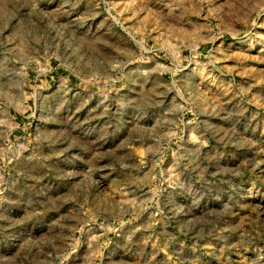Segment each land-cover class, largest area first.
<instances>
[{
	"label": "rangeland",
	"instance_id": "obj_1",
	"mask_svg": "<svg viewBox=\"0 0 264 264\" xmlns=\"http://www.w3.org/2000/svg\"><path fill=\"white\" fill-rule=\"evenodd\" d=\"M0 264H264V0H0Z\"/></svg>",
	"mask_w": 264,
	"mask_h": 264
}]
</instances>
